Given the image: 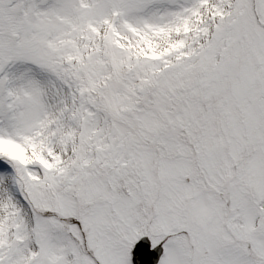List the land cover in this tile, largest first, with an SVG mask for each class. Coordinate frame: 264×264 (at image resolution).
I'll return each mask as SVG.
<instances>
[{
	"label": "snow or ice",
	"instance_id": "obj_1",
	"mask_svg": "<svg viewBox=\"0 0 264 264\" xmlns=\"http://www.w3.org/2000/svg\"><path fill=\"white\" fill-rule=\"evenodd\" d=\"M0 264H264V0H0Z\"/></svg>",
	"mask_w": 264,
	"mask_h": 264
}]
</instances>
